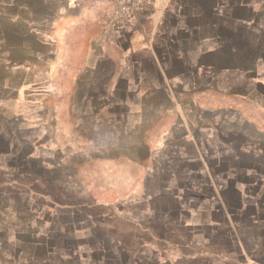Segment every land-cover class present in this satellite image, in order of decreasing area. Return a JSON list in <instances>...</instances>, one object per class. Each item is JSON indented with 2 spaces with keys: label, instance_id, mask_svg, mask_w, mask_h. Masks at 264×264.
Instances as JSON below:
<instances>
[{
  "label": "crops",
  "instance_id": "crops-1",
  "mask_svg": "<svg viewBox=\"0 0 264 264\" xmlns=\"http://www.w3.org/2000/svg\"><path fill=\"white\" fill-rule=\"evenodd\" d=\"M50 1L43 11L2 0L0 117L12 98L10 53L26 69L38 63L27 51L34 42L81 48L67 104L80 80L83 137L130 145L117 158L130 186L108 206L138 213L120 218L131 232L64 237L59 249L34 232H11L2 190L0 264H264V0H150L122 29L93 0ZM15 16L44 17L30 44L11 42L5 21ZM29 81L23 74L16 91Z\"/></svg>",
  "mask_w": 264,
  "mask_h": 264
},
{
  "label": "rangeland",
  "instance_id": "rangeland-1",
  "mask_svg": "<svg viewBox=\"0 0 264 264\" xmlns=\"http://www.w3.org/2000/svg\"><path fill=\"white\" fill-rule=\"evenodd\" d=\"M24 1L32 9L38 7L43 11L55 6L50 0H44V3ZM58 2L63 6L65 0ZM93 2L104 11L106 20L121 29L129 27L150 7V0H147V8L141 13L121 16L120 8L109 1ZM42 18L27 16L26 21L19 22V16H15L6 20L5 24L11 28V42L30 44L32 33L29 30L38 29ZM30 46L27 51L30 50L32 59L38 63L27 64L26 69L20 63L23 58L10 53L12 63L8 73L12 98L5 105L7 114L0 117V134L3 133L5 138V141L0 139V152L10 154L0 155V191L7 189L10 194L7 200L12 216L11 232H34L35 238L47 240L59 249L65 243L64 237L73 236L77 243V240L94 237L92 231L109 232L118 227L117 231L131 232L126 224L120 227V218L137 215L138 209L128 204L124 208L108 206L116 192H125L130 186V170L125 169L127 162L117 159L131 153L130 145L94 143L89 142L87 135L83 137V122L86 121L83 120L80 80L76 79L74 106L69 108L67 104L72 88L71 75L80 70L77 60L82 49L56 48L54 44L36 46L35 42ZM56 56L60 59L58 63ZM23 74L30 83L18 93L16 89L23 83ZM252 115L258 120L255 113ZM132 149L136 155H145L140 148L132 146ZM132 171L135 175V170Z\"/></svg>",
  "mask_w": 264,
  "mask_h": 264
},
{
  "label": "built area",
  "instance_id": "built-area-1",
  "mask_svg": "<svg viewBox=\"0 0 264 264\" xmlns=\"http://www.w3.org/2000/svg\"><path fill=\"white\" fill-rule=\"evenodd\" d=\"M120 8L121 16H135L147 8V0H106Z\"/></svg>",
  "mask_w": 264,
  "mask_h": 264
}]
</instances>
